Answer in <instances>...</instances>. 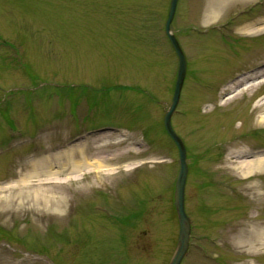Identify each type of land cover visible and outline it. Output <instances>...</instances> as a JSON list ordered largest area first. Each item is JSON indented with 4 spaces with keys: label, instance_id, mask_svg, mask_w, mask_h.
Segmentation results:
<instances>
[{
    "label": "rangeland",
    "instance_id": "1",
    "mask_svg": "<svg viewBox=\"0 0 264 264\" xmlns=\"http://www.w3.org/2000/svg\"><path fill=\"white\" fill-rule=\"evenodd\" d=\"M168 7L169 0H0V264L170 260L179 167L162 125L177 72L164 33ZM262 22L264 0L178 1L170 31L187 72L171 125L186 148L191 223L181 264H264V250L246 255L228 233L253 208L249 182L264 199V176L242 180L228 160L236 140L264 150V127L250 114L264 85L219 104L222 86L264 65V30L243 31ZM44 155L52 171L69 161L56 181L9 186ZM253 213L264 223V201Z\"/></svg>",
    "mask_w": 264,
    "mask_h": 264
},
{
    "label": "bare ground",
    "instance_id": "2",
    "mask_svg": "<svg viewBox=\"0 0 264 264\" xmlns=\"http://www.w3.org/2000/svg\"><path fill=\"white\" fill-rule=\"evenodd\" d=\"M264 30V22L257 24H251L246 27L243 31L251 34L252 32H258ZM264 85V65H260L250 73L236 76L229 80L220 89V101L221 106H227L242 96L247 95L249 98L257 93L261 86ZM206 107V106H205ZM250 114L254 116V122L258 126L264 127V96L255 99L251 106ZM239 141L232 142L230 145L234 151L228 156V160L234 161L229 166L230 172L237 174L242 180L251 181L264 176V150H252L249 148H239ZM238 147V148H236ZM56 155V154H55ZM45 158L37 159L33 164L26 167V175H23V179L16 180L9 184V186H24L25 179L31 177H43L46 178L47 182H53L57 179H53L56 175H59L66 169L67 160L64 163H59V167L56 171H52V159L50 155H44ZM55 157V156H54ZM58 158V159H57ZM54 159L60 160L59 157ZM69 160V158H68ZM82 163L88 164V162L71 163L73 169L79 168ZM246 187L248 193L247 203L253 208L248 213L247 219L238 227L229 229L228 233L234 232L232 237L236 243V248L243 249L246 255H253L258 251L264 250V223L257 220V217L253 213L256 205L261 204L264 199L259 193L261 187L257 182H249ZM36 193V192H34ZM33 193V194H34ZM38 194V193H37ZM35 196V194H34ZM42 202L47 205L48 208H59L61 205L59 201L51 196H42ZM250 206V207H251Z\"/></svg>",
    "mask_w": 264,
    "mask_h": 264
},
{
    "label": "water",
    "instance_id": "3",
    "mask_svg": "<svg viewBox=\"0 0 264 264\" xmlns=\"http://www.w3.org/2000/svg\"><path fill=\"white\" fill-rule=\"evenodd\" d=\"M178 0H170L167 18L164 24V31L168 41L177 58V72L174 83L172 99L168 109L163 116V128L174 143L178 153V173L174 182L173 206L176 214L178 224V236L173 254L167 264H181L183 258L186 256L189 247L191 223L190 219L185 213V185L188 175L187 155L185 145L182 139L175 133L171 125V117L178 105L180 93L183 87L186 76L187 62L184 53L176 39L171 33L170 26L173 21Z\"/></svg>",
    "mask_w": 264,
    "mask_h": 264
},
{
    "label": "flooded vegetation",
    "instance_id": "4",
    "mask_svg": "<svg viewBox=\"0 0 264 264\" xmlns=\"http://www.w3.org/2000/svg\"><path fill=\"white\" fill-rule=\"evenodd\" d=\"M190 239H191V234H190ZM189 246H190V243H189ZM168 263V262H167Z\"/></svg>",
    "mask_w": 264,
    "mask_h": 264
}]
</instances>
